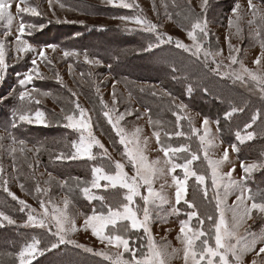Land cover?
<instances>
[{
    "label": "snow or ice",
    "instance_id": "1",
    "mask_svg": "<svg viewBox=\"0 0 264 264\" xmlns=\"http://www.w3.org/2000/svg\"><path fill=\"white\" fill-rule=\"evenodd\" d=\"M102 3L115 8H139V5L129 3L128 0H102ZM189 3H191V0H189ZM48 4L52 8V0H48ZM208 4L209 0H201L199 7L202 16L206 14ZM13 5H15L16 9L15 16L12 12ZM60 7L65 8V5L61 3ZM248 7L252 10L253 17H258L260 28L264 30V12H261L252 3V0H248ZM239 8L240 5L237 4L231 10L237 22L240 20L238 15ZM24 15L40 16L42 13L38 11L36 6L27 3V0H18V2L17 0H0V21L5 22L8 28V31L3 34L4 38L6 39L12 34V25L14 21L19 19L14 49L17 57L35 51L38 58L51 64L52 60L46 55L45 49L55 51L56 46L48 44L37 49L28 40L23 39L26 34L31 35L37 27L40 29L44 27V25L37 26L27 23L24 20ZM112 18L124 22L126 31H138L154 36V39L149 40L140 51L152 52L163 45L174 43L176 49L188 52L196 57L197 60H200L208 67L210 72L222 78L233 79L234 82L254 84L259 89V92L264 94V52L253 61L257 68H248L238 59L240 49L234 47L231 44L230 37H228L226 39L229 40L228 60L230 64L225 66L222 61L216 59L222 53L213 52L210 45L207 47L205 45L206 38L210 35L206 16L203 19L197 17L187 28L186 34L188 39L192 41L191 45L185 44L179 39L174 41L171 35L159 32L160 25L148 20L142 14ZM255 22V19L249 21L250 24ZM81 23L83 22L81 21ZM128 24L135 27L128 28ZM233 26L234 21L230 18L229 27ZM236 30L237 35H239L241 30L238 24H236ZM259 34L258 31L257 35ZM262 47H264V44H262ZM80 56L81 53L76 50H65L63 52L64 58H79ZM37 57L31 60V64L34 67L19 81L21 86L31 83L34 76L37 79H44L43 74L39 71ZM210 58L211 64H214L215 67L210 66ZM83 60L90 67H95L102 63L99 58L90 57L86 50L83 53ZM237 64L239 65L238 69L231 68L232 65ZM7 66L5 42L4 39H0V80L4 79L3 73ZM224 67H228L231 70L222 72L221 69ZM171 70L174 73L179 71L175 64L171 65ZM84 75V73H81V76ZM88 75H91V73H88ZM56 78L62 82L58 74ZM173 78L175 79L176 77L174 76ZM193 87L192 83H188L186 91L191 94ZM113 88L115 89L114 85ZM140 90L144 91L143 88ZM203 91L206 94L208 93L206 87ZM155 94L153 92V95ZM48 95H50L49 92H41L35 88L20 91L17 97L19 103L12 112V127L16 128L18 124L33 123L47 126L46 113L39 109L33 111L31 106L33 103H40L37 96ZM168 95L171 94L169 93ZM72 96L76 97L77 94L72 92ZM112 96L111 107L104 103L102 98L101 103L105 109L103 115L111 125L116 137L119 138V144L123 146L122 160H113L108 153V149L95 136L92 130L93 122L89 110L81 107L78 98L74 101L72 110L68 111L61 108L63 126L66 129L77 132L78 139L71 142L72 151L70 153H60L56 156V159L81 160L90 163V179L71 177L69 179L74 182V185L69 184V180H63L60 182V186L67 188L69 194L78 193L82 195L89 204L93 201L99 202V208L94 206L91 214L85 216L83 228L85 230L91 229V234L94 237L102 244H105L106 247L111 246L116 251L114 253L94 251L93 248L80 244L71 238L72 234L79 229L76 225L75 216L69 211L72 200L68 196L63 198V207H61L49 196L50 187L44 188L38 183L35 187V193L37 194L41 211H37L25 200L19 199L14 193L10 192L5 186L4 190L8 192V195L21 205L19 210L21 212L27 210V219L23 226L45 229L53 238L46 248L40 247L41 240L35 236L31 238L30 242L26 241L18 253L19 264H32V260L37 255H44L46 251L59 249L61 245H72L86 253L102 256L109 260L111 264H169L170 258L177 252H182L184 264H244V256L248 253H254V257L259 258L252 259L250 264H264V231L253 232L251 225L248 224V221L254 220L257 215L261 220H264V192L253 193L244 183L257 168H264V161L241 162L240 167L244 175L239 180L233 178L234 166L228 172H223L222 168L224 165L230 162L228 149H224L222 157L212 158L210 151L217 145L214 137L210 134L209 119L207 117L203 119V133L201 134L200 129L192 126L191 117L181 115L185 109L183 104L176 105L179 111L173 113L176 116L177 130L175 131L164 130L162 121L153 120L149 116V124L154 127L153 135L157 144L160 145L159 151L163 153L162 159L157 157L155 160H149L146 155L148 140L147 137H142L143 130L140 127H136L129 131L122 124L125 117L133 115V112L127 109L124 112H120L118 107L120 100L115 90H113ZM129 96H131V93H129ZM242 111H244L243 108L233 106L230 111L225 113V119H230L234 113ZM139 118L137 116V119ZM259 118L260 113L258 111L252 116L251 123L244 125L245 135H241L240 131L236 132V139L240 143L255 138L257 134L254 131L247 130L251 129ZM184 119L188 120L190 135L181 130L180 122ZM216 123L218 125L219 121H216ZM161 131H163V135L169 141L173 138L184 137L190 139L191 136H197L199 139L198 149L194 151L187 144L173 146L171 143H162ZM3 140L4 137L0 136V141ZM16 145L21 146L19 148L20 153L32 151L31 149H26L23 139L17 140L14 136L11 137L10 147L4 149L3 144L0 143V149L7 151L15 160L18 152ZM95 148L101 151L94 152L93 149ZM232 149L233 151H238L235 145H232ZM35 151L39 152V148L35 149ZM200 153L203 154V160L206 161V171H198L194 167L195 162L201 160ZM126 164L131 165L132 175L125 171ZM29 167H33V165H29ZM178 169L182 171V177L176 175ZM3 172L4 169L0 166V176H2ZM167 176H171V185L175 187V204L179 205L183 200L187 207L192 209V211L187 213L188 219L180 222L177 239L182 247L181 249L173 248L171 251H169V245L166 242L158 243L155 240L151 234L150 227L155 219L163 214L164 205L170 203L168 196L163 191L165 184L160 185V190L154 188L157 180ZM48 177L49 180L45 181V183L50 185L54 178L51 173H48ZM192 178L195 179V183L205 199H208L209 188L213 191L212 198L215 200L217 216L215 218L212 215L207 216V220L211 222V227L207 231L203 228L204 219H201L196 206L186 199L188 182ZM165 183H167V180H165ZM4 184H7L6 180ZM20 187L22 190L24 189L22 183ZM141 189H144V191L142 192ZM109 190H124L122 199L116 204L108 202L107 197L101 192ZM234 192L239 193L235 202L230 206L226 205L227 196ZM178 212V208H171L172 214ZM81 215L83 214L81 213ZM193 218L197 220L198 227H194L191 224ZM5 222L7 225H15L17 223L10 215L0 211V226H4ZM141 231L147 237L146 242L142 241L138 247H132L130 244L132 234ZM258 244L262 246L257 250ZM125 253L129 254V258H125Z\"/></svg>",
    "mask_w": 264,
    "mask_h": 264
},
{
    "label": "rangeland",
    "instance_id": "2",
    "mask_svg": "<svg viewBox=\"0 0 264 264\" xmlns=\"http://www.w3.org/2000/svg\"><path fill=\"white\" fill-rule=\"evenodd\" d=\"M62 0H52V8L49 7L48 0H27V3L31 4L32 6H36L38 8V11L42 13V16L45 17L48 21H54V22H83L82 24H88V25H104V26H125V23L122 21H118L115 19H106V18H87L82 15H80L77 12H74L70 9L61 8ZM99 3V0H96ZM209 0V4H210ZM18 2V0H17ZM129 3H133L134 5H139L138 12H144L145 17L152 21L153 23H156L160 25L158 31L161 33H166L167 35H171L173 37V40L176 39L182 40L185 44L191 45L192 41L188 39L186 30L187 27H181L177 25L174 21H172L169 17V14L166 13V7L165 4L162 3L161 0H128ZM189 2V0H188ZM201 3V0H191V3H189L196 11L201 12V9L199 7ZM216 3L219 4L220 9L216 12L212 11L214 14V21H210L207 19L208 22V30L210 32L209 37L206 38L205 45H210L211 50L213 52H221L222 54L217 56L216 59L218 61H222L225 66L230 64V61L228 60L229 56V40L226 39L230 37L231 44L240 49V52L238 54V59L241 60L245 66L248 68L256 69L257 66L253 63V61L256 59L258 55H260L262 52H264V47H262V44H264V30L260 28V23L258 20V17L254 18L252 15V10L248 7V0H216ZM226 3V5H225ZM252 3L256 5L258 9L261 10V12H264V0H252ZM208 4V5H209ZM239 4L240 8L238 10V15L240 16V20L237 22L235 16L232 13V8ZM108 5V4H107ZM111 6V5H109ZM112 7V6H111ZM115 8V7H114ZM136 8V7H134ZM226 10L224 11V9ZM133 9V8H132ZM155 9V10H154ZM13 15H16V9L15 5H13L12 8ZM220 14L222 16V19L220 20L217 15ZM118 15V13H117ZM140 15V13H139ZM38 25L39 24V16H31V15H24V20L28 23ZM120 16V15H119ZM233 19L234 26L229 27V19ZM256 20L255 23L250 24L249 21ZM19 24V19L14 21L11 32L12 34L9 35L6 39L4 38V33L8 31V28L6 26V23L3 21H0V39H4L5 42V50H6V63H7V69L3 73L4 79L0 80V108L2 107V104L5 100L4 95L5 92V84H11L13 86V89L16 93L20 91H24L28 89L31 83L26 84L25 86H21L19 84V81L24 78L25 74L29 72L32 67H34L31 64V60L34 57H37V53L30 52L27 54H22L20 57H17V54L15 53V35L17 34V28ZM236 24H238L240 28V33L237 35L236 30ZM128 27H135L134 25L128 24ZM259 31V35H257V32ZM34 33H31V35H25L23 39L28 40L34 48H41L44 47L43 45H40L36 41V38L33 37ZM154 39V36H153ZM206 46V47H207ZM155 50H178L175 48L174 43L171 45H163L159 49ZM153 50V51H155ZM182 51V50H181ZM46 55L56 61L58 59L59 53L58 50L53 51L52 49H45ZM184 52V51H182ZM156 53V51H155ZM185 54L189 55L190 53L184 52ZM22 57L24 59H22ZM19 58V60H17ZM25 58H29V61L26 62L29 64L30 67L26 64H24ZM157 60H156V59ZM154 60L156 62H148L151 66L150 67H157L158 63L161 64H169L176 62L175 57L168 53L167 51L159 52L157 53ZM22 60L20 67L15 70V67H13L14 63L19 62ZM54 61H52L54 63ZM199 61V60H197ZM37 63L40 68L44 69L45 65L43 61L37 57ZM156 63V64H155ZM195 64V66L191 63L187 68H185L184 72L181 75L184 80V77H187L188 79L192 80L193 84V91L191 94H189L185 89V96L184 98H181L183 96H179L177 98H174L170 96V99H172L175 102V109L176 112L179 111L176 107V105L183 104L185 106L184 111L181 113V115H184L186 117H191L192 120V126L200 129L201 134L203 133L202 128V121L205 118L206 112L201 110V108L194 106V103L197 99V101H200L203 103V105L208 106L209 102H207L205 99H203V96H209L213 95L212 93L216 94L217 97L221 100L220 103L225 108H232L233 106L241 107L244 109L242 112H236L232 115L230 119H228L232 123V130L236 134L237 131L241 132V135H245L246 131L244 129V125L247 123H251L252 116L255 115L258 111L260 113V118L256 121L255 124H253V127L251 129H248L247 131H254L256 134L258 131L263 130L264 131V94H261L259 92V89L256 88L254 84H242L239 81L234 82L233 79L230 78H222L221 76H218L208 70V67H206L203 63L197 64L198 62H192ZM210 66L215 67L214 64H211V58L209 60ZM28 66V67H27ZM25 67H27L25 69ZM184 67V65H183ZM24 68V71H20ZM160 68V67H158ZM231 68L238 69L239 65H232ZM65 72L60 69V78H62V81H64L68 87L72 90H77L76 84L81 82V73H72L68 67H64ZM228 67H224L221 69L222 72L224 71H230ZM143 76L146 75V71H143ZM176 75V72H175ZM212 76H214L212 78ZM97 82V80H96ZM98 84H103L104 89H99L100 93L104 95V101L111 107V102L113 99L112 93L113 90H115L120 103L118 104L120 112H124L126 109L133 112V115H127L125 117V120L122 121V124L129 130H133L136 127H140L142 132V137H147L148 143H147V149H146V155L148 156L149 160H155L157 157L163 158V153L159 151L160 145L157 144L156 138L153 135L154 127L149 124V116L152 117L153 120H157L159 118L158 116H152L150 112H147L143 109H140L136 105V101L134 99H129V93H127L124 89L125 87L121 84L116 83L113 79H111L109 76H104L100 81L97 82ZM139 86L142 88L151 89V90H159V87L156 84L152 83H145V82H139ZM113 85L115 86V89L113 88ZM180 85H185L187 88L186 81H181ZM208 89V93L206 94L203 89ZM97 88V85H96ZM154 88V89H153ZM194 93H197L198 96L196 100H193L192 97L194 96ZM215 96V95H214ZM132 103V105H129ZM42 104L49 107L56 113H61V110L53 104V102L48 98L45 97L42 100ZM128 105L130 108H128ZM83 108H86L89 110V113L91 115V119L93 122V132L95 136L105 145V147L108 149V153L111 155L113 160H122V153L124 151L123 146L119 144V138L116 137L115 132L113 131L111 125L108 123L106 119V123L110 125L112 132L110 131L109 137H107L104 133H102L98 128V123L95 120L94 114L91 111V109L88 106H83ZM198 110H196V109ZM3 109V107H2ZM173 113V112H172ZM137 116L140 118L137 119ZM106 118V117H105ZM208 118V117H207ZM209 119V129L210 134L214 137L216 147L210 151V155L212 158H220L223 155L224 149H228L229 151V161L224 165L222 168L223 172H228L233 166L235 167V171L233 172V178L239 180L243 175L244 172L242 168L240 167L241 162L244 163H252V162H259L264 161V154H261V158H257L254 161H242L239 160L237 151H233L232 145L228 142L224 141L220 135V129L217 125L215 120ZM48 120V119H47ZM159 120V119H158ZM165 123L171 124V121L164 120ZM181 130H183L185 133L190 135V128L189 123L187 119L182 120L181 122ZM48 124V123H47ZM30 126H45L41 124H29ZM175 128L168 127L164 125V130L167 131H175ZM163 132V131H161ZM76 140L78 139V133L73 132ZM0 136H3L6 142H3L4 149H7L11 146V138L4 134L0 133ZM254 140V139H253ZM238 141V140H237ZM249 141V140H247ZM252 141V140H250ZM161 142L162 143H171L173 146H179L181 144H187L190 145L192 150H197L199 146V139L197 136H191L190 139L181 137V138H175V141H169L167 140L164 135L161 133ZM246 142V141H245ZM238 143H240L238 141ZM17 147V145H16ZM28 149L31 148L30 145H26ZM34 151L32 153L36 152L35 148L32 147ZM19 150V148L17 147ZM3 149H0L2 151ZM94 152H100L101 150L98 148L93 149ZM3 155L5 159L4 164V172H6V180L7 183L16 178V169H13V157L11 158V155L7 153V151L3 150ZM18 155V154H17ZM16 155V156H17ZM201 160L195 162L194 167L198 171H206L207 165L206 161L203 160V154L200 153ZM9 161L10 163H7ZM75 162H79L80 170L82 171L81 176H85L88 179L91 178L90 173V163L77 160ZM107 162V161H105ZM182 162V161H178ZM39 165V163H38ZM264 170V168H257L250 176L249 178L244 182L246 184L247 188H250L253 193H260L263 192V189H258L255 186H252V184L256 185L257 180L260 179V173ZM125 171L129 173V175L133 174V170L131 168V165L126 164ZM39 174L44 175L42 173V170L39 169ZM176 175H179L182 177L183 173L181 170H177ZM45 181H48L49 177H44ZM82 179V178H81ZM165 180H167V183H165ZM43 182V181H42ZM165 184V187L163 189L164 193L168 196V199L170 201L169 204L164 205V212L160 217H157L155 221L150 225L151 227V234L155 238V240L158 243H164L166 242L169 245V251L171 249H181L182 245L180 241L177 239V236L179 234V228H180V222L187 220L188 216L187 213L192 211V209H189L187 205L181 201L179 205L175 204V187L171 185V176H167L164 178H161L157 180L154 184V188L157 190H160V185ZM210 184V181H209ZM54 184L51 182V184H43L41 187L49 188L51 189L49 196L52 198V200L57 203L59 206L63 207V198L65 195H55L51 196V193L53 192V186ZM188 192L186 199L189 202H192L196 209L198 210L201 219H204L203 228L207 231L211 227V222L207 220V216L212 215L214 218L217 216L216 208H215V200L213 197V191L211 188H209L208 192V199H205L203 196V193L198 189L195 179L192 178L188 182ZM8 186V185H7ZM11 192L14 193L19 199L25 200L27 203H30L34 205V208L37 209V211H41L39 208V202L28 199L26 194L22 192L20 186L15 185L11 188ZM124 190H109L107 192H101V194L105 195L108 199V202L116 204L118 203L123 196ZM143 192L144 189H141ZM146 194V193H145ZM238 192L231 193L227 196V199L225 201V204L230 206L232 205L235 200L236 196L238 195ZM86 200V199H85ZM138 200V198H137ZM87 201V200H86ZM139 202V200H138ZM259 202V201H258ZM99 208V202L93 201L91 204L87 201L84 206H81L82 208H73L74 206L71 204L69 206V211L75 216L76 218V225L79 229L77 232L73 233L71 238L76 240L78 243L83 244L87 247L93 248L94 251H104L107 253H114L116 251L115 248L108 246L106 247L105 244H102L96 237H94L91 234V229L85 230L83 228V222L86 215H90L93 207ZM176 207L179 209V212L176 214L171 213V208ZM81 213L83 215H81ZM27 219V214H23L21 218H19L17 223L15 225H7L6 222L4 223V226H0V228H3L5 226H12V227H20V228H31V227H24V222ZM191 224L194 227H198V222L195 218L191 221ZM248 224L251 225V230L253 232H260L264 231V220H261L259 216L257 215L254 220L248 221ZM40 229V228H36ZM45 230V229H43ZM46 231V230H45ZM47 232V231H46ZM41 240V248H46L50 242L52 241V237L47 232L46 234L39 235ZM48 236V239L51 237V240L48 243H45V240ZM47 239V240H48ZM147 237L144 236L143 232H136L132 234V239L130 240V244L132 247H138L139 244L143 241L146 242ZM24 245V243H21L17 246V252L20 251L21 247ZM262 245H257V250ZM122 250V249H121ZM75 251V252H73ZM76 251L78 253H76ZM125 258H129V254L125 253ZM254 253H248L244 256V264H250L251 260L254 259ZM259 259V258H256ZM18 264H19V258H18ZM32 264H111L109 260H106L102 256H96L92 253H86L82 249H77L72 245H61L59 249H54L52 251H46L44 255H37L35 259L32 260ZM169 264H184L183 262V256L182 252H177L172 258L169 260Z\"/></svg>",
    "mask_w": 264,
    "mask_h": 264
},
{
    "label": "trees",
    "instance_id": "3",
    "mask_svg": "<svg viewBox=\"0 0 264 264\" xmlns=\"http://www.w3.org/2000/svg\"><path fill=\"white\" fill-rule=\"evenodd\" d=\"M102 2V0H99ZM166 5V13L177 25L181 27H189L191 22L197 17L203 19L205 16L208 20L214 21V14L221 6L216 3V0H211L207 7L206 14L201 15V12L196 11L188 2V0H161ZM61 3L65 5V9H71L74 12L87 18H106L113 19L112 17L120 16H135L142 14L145 17L144 12H138L137 8L124 9L114 8L105 3H99L96 0H62ZM226 5V3H225ZM226 8L224 9V11ZM118 13V15H117ZM221 20L220 14H215ZM27 17V16H26ZM28 19V17H27ZM118 20V19H115ZM120 21V20H118ZM29 23V19H28ZM39 25H44L43 29L37 27L33 37L40 45L46 46L53 44L56 46L55 50H58L59 56L54 63L48 64L47 61H43L44 69L39 67V71L43 74L44 79H37L34 76L33 81L26 90L33 88L39 89L41 92H49L48 96H37L40 100L39 104H32V110L39 109L46 113L48 124L47 126H30L29 124H18L16 128L12 127V112L18 105L17 99L18 93L15 92L11 84H5V92L2 97L5 98L2 107L0 108V133L16 137L17 140L23 139L26 145L35 149L39 148V152L25 151L17 152L15 160H13V169H16V178H12L6 185V172H3L0 176V211L10 215L13 219L18 220L27 214L21 212L17 200H13L8 192L4 190L5 186L11 192V188L15 185L20 186L22 183L24 189L22 192L26 194L28 199L33 202L38 201L37 194L35 193V187L39 183L41 186L45 184V176L48 177V173L52 174L54 178L52 183L54 184L51 196L63 194L68 196L72 200L73 208H82L86 204L84 197L78 193L69 194L68 189L61 187L60 182L63 180H69V184L74 182L70 180L71 177H80L82 179H88L85 176H81L82 171L79 167L77 160H57L56 156L60 153L68 154L72 151L71 142L76 140L72 130L66 129L63 126L62 120L63 113H56L49 107L42 104V100L48 97L55 106L60 110H72L74 108V101L78 98L81 107L88 106L94 114L95 120L98 123L99 130L109 137L112 129L109 124L106 123V118L103 115L105 109L101 103V98L105 103L104 95L100 93L99 89H104V85L98 84L104 76H109L116 83L125 87L127 93H131L128 98L134 99L136 105L147 112H150L152 116H158L160 121L165 126L175 128L176 116L173 115L176 112L175 102L170 99V96L179 99V96H185V85H180L181 81L186 83H192L190 79L182 78V73L185 71L192 62H202L191 54L187 55L181 50H155L152 52H142L140 49L146 45V43L153 39L152 35L145 34L138 31H126L123 26H104V25H88L80 22H54L48 21L42 15L39 16ZM128 27V26H127ZM133 28V27H128ZM79 34V35H77ZM207 46V45H206ZM65 50H76L81 53L79 58L77 57H63ZM87 51L90 57L99 58L102 63L95 67H90L84 63L83 53ZM167 51L172 54L176 62L169 64L158 63L157 67L151 66L148 62H156L154 58L157 53ZM22 59H24L22 57ZM156 59V58H155ZM19 60V58H17ZM157 60V59H156ZM29 61V58H25L24 66ZM22 60L13 64L15 70H17ZM26 63V64H25ZM175 64L178 68L176 75L171 70V65ZM30 67V62L27 64ZM111 65V67H109ZM184 65V67H183ZM195 66V64H193ZM27 66V67H28ZM71 66V67H70ZM25 67V69L27 68ZM64 67L72 73H84L81 82L76 84L77 90H72L64 81L57 80V74L60 77V69L64 72ZM160 67V68H158ZM31 68H33L31 66ZM20 71H24V68ZM143 71H146L147 76H143ZM91 73V75H88ZM176 77L175 79L173 77ZM214 76H212L213 78ZM62 80V78H61ZM97 80V82H96ZM139 82H147L156 84L159 90L144 89L139 86ZM97 85V88H96ZM154 89V88H153ZM71 90V91H69ZM72 92L77 94L76 97L72 96ZM153 92L156 94L153 95ZM171 95H168V94ZM203 96L208 106L203 105L202 102L197 101V93H194L192 97L196 100L194 106L201 108L206 112L205 117L212 120L219 121L220 135L222 139L229 144H233L238 149L237 154L239 160L242 161H254L257 158H261V154H264V131H258L254 140L246 141L244 143H238L236 134L232 130V123L225 119V113L230 111L231 108H225L221 105L219 97L216 94ZM35 95V93H34ZM215 95V96H214ZM129 105H132L130 103ZM128 105V108H130ZM196 109V108H195ZM197 110V109H196ZM198 111V110H197ZM173 112V113H172ZM170 120L171 124H167L164 120ZM167 131V130H166ZM163 134V132H161ZM11 134V135H9ZM165 137V136H164ZM166 138V137H165ZM167 139V138H166ZM170 141H175L173 138ZM6 142L4 139L0 143ZM18 148L21 146L17 145ZM26 149H28L26 147ZM12 158V156H11ZM13 159V158H12ZM5 159L3 150L0 151V166L4 168ZM7 163H10L7 161ZM39 163V165H38ZM33 165V167H29ZM39 169L42 170L44 175L39 174ZM49 180V178H48ZM7 181V180H6ZM43 181V182H42ZM8 185V186H7ZM258 189L264 190V170L260 173V179L257 180L256 185ZM21 188V187H20ZM264 192V191H263ZM44 198V197H41ZM34 208V205L28 203ZM46 234L43 229L36 228H20L5 226L0 228V264H18L17 246L21 243L31 240L33 236L40 238L39 235ZM45 240L48 243L51 237ZM75 252V251H73ZM76 253H78L76 251Z\"/></svg>",
    "mask_w": 264,
    "mask_h": 264
}]
</instances>
